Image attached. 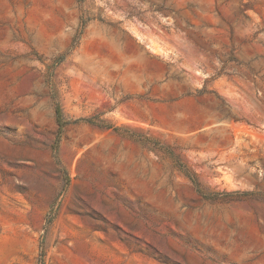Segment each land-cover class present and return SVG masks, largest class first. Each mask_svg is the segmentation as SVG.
<instances>
[{
  "label": "rangeland",
  "instance_id": "374dc122",
  "mask_svg": "<svg viewBox=\"0 0 264 264\" xmlns=\"http://www.w3.org/2000/svg\"><path fill=\"white\" fill-rule=\"evenodd\" d=\"M0 264H264V0H0Z\"/></svg>",
  "mask_w": 264,
  "mask_h": 264
},
{
  "label": "trees",
  "instance_id": "16d2710c",
  "mask_svg": "<svg viewBox=\"0 0 264 264\" xmlns=\"http://www.w3.org/2000/svg\"><path fill=\"white\" fill-rule=\"evenodd\" d=\"M56 117H57V123L59 125V135L57 136V140H56V145L59 142V138H60V132L62 131L63 127H64V121H63V117H62V110L61 107L59 105H57L56 107ZM185 175L192 181V183L195 185V187L197 188V190H199L198 187V183L193 179V177L190 175V173L188 171H185Z\"/></svg>",
  "mask_w": 264,
  "mask_h": 264
}]
</instances>
